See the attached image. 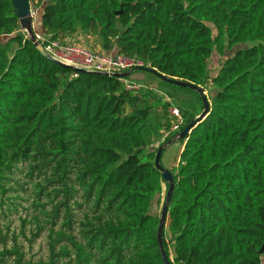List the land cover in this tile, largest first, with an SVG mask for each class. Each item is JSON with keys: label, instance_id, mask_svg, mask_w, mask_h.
I'll return each instance as SVG.
<instances>
[{"label": "trees", "instance_id": "16d2710c", "mask_svg": "<svg viewBox=\"0 0 264 264\" xmlns=\"http://www.w3.org/2000/svg\"><path fill=\"white\" fill-rule=\"evenodd\" d=\"M30 6L46 39L94 49L98 38V51L142 59L136 70L213 89L177 140L162 245L169 264H264V0ZM234 47L211 76L213 54ZM159 92L50 61L0 0V264H164L155 156L178 132L164 137L169 108L179 131L199 112Z\"/></svg>", "mask_w": 264, "mask_h": 264}, {"label": "built area", "instance_id": "2783aa9c", "mask_svg": "<svg viewBox=\"0 0 264 264\" xmlns=\"http://www.w3.org/2000/svg\"><path fill=\"white\" fill-rule=\"evenodd\" d=\"M35 13V10L33 11L31 8L33 23ZM34 36L50 56L66 65L108 74L133 71L146 67L143 60L138 57L126 56L120 53H106L61 39H46L41 32L34 31ZM121 80L127 90L138 91L143 87L142 84L133 82L127 77L121 78ZM169 112L175 119L170 130L164 134V137L171 132H179L180 127L183 125V119L177 107L171 106Z\"/></svg>", "mask_w": 264, "mask_h": 264}, {"label": "water", "instance_id": "95a60500", "mask_svg": "<svg viewBox=\"0 0 264 264\" xmlns=\"http://www.w3.org/2000/svg\"><path fill=\"white\" fill-rule=\"evenodd\" d=\"M12 7L14 9V12L18 18L19 26L22 31H24L27 35V37L34 43L36 49L47 59L50 61H53L55 63H58L59 65H62L64 67L71 68L72 70L76 72H88V73H94V74H101V75H109V76H115L118 78H125L130 74V71L127 72H113V73H105V72H98V71H91L87 70L81 67H76V66H71V65H66L56 59H54L52 56H50L41 46V44L35 39L34 36V30H33V22H32V15H31V6H30V0H11ZM118 13V12H116ZM148 72H151L161 78V80H164L169 83L176 84L178 86L182 87H187L190 88L194 91H196L199 96L201 97L202 101V111L194 118L192 119L187 126H185L182 130L177 132L172 138H170L168 141H166L164 144H162L155 156V166L158 168L162 174V179L164 182L168 184V190L166 193V198L163 203L161 212H160V217H159V224H158V230H157V243L159 246V250L163 259L164 264H169L168 258L166 256V253L164 251L163 245H162V238H163V233H164V228H165V223H166V218H167V210L168 206L167 203L170 201L172 189L174 186V181H173V176L171 172L168 169H165L161 167L159 158L160 154L163 150L164 147L170 145L171 143L185 138L190 132L192 131V127L194 124L202 119L208 112L209 110V101L207 98L206 93L204 92L203 88L201 86H197L188 82H182L176 79L168 78L166 76L158 74L155 70L153 69H143ZM264 250V245L260 249V253H262Z\"/></svg>", "mask_w": 264, "mask_h": 264}, {"label": "rangeland", "instance_id": "374dc122", "mask_svg": "<svg viewBox=\"0 0 264 264\" xmlns=\"http://www.w3.org/2000/svg\"><path fill=\"white\" fill-rule=\"evenodd\" d=\"M34 11V9H32ZM34 27L37 29L39 27V20L37 19L38 16L36 15V13L34 14ZM33 20V18H32ZM83 39H87L85 37H83ZM90 40V37H89ZM91 40L95 43L98 44V38H92ZM88 45L90 43H87ZM251 42H247L245 44H240L238 46H248L250 45ZM236 46V47H238ZM234 47L232 50H226L224 52V55L219 56L217 53L213 54L212 59L210 60L209 64H210V69H209V74L211 76L214 75V73L217 71L218 67L221 64L222 59L226 56L231 54L234 49L236 48ZM127 78L133 82L136 83H140L143 84L145 86H150L153 88L158 89V91H160L162 94V97L164 99H166L165 96H169L170 100L173 102L174 105H180L184 111L189 115L191 113H200L202 111V107L203 105L201 104L202 101L200 102L199 100V94L195 93L194 91H191L185 87H179L176 86L172 83H167V82H163L161 80L158 79V77H156L153 73L148 72L146 70H134L132 72H130V74L127 76ZM210 91H213V89H209L208 87L204 90V92L206 93V95L208 96L210 93ZM165 95V96H164ZM167 100V99H166ZM157 146V142L154 143V145L152 147L147 148V151L149 150H153L155 147ZM181 146V142L180 141H175L173 143H171L170 145L166 146L163 148L160 156L161 158V162L160 164L163 166V168L168 169L169 171H171L172 168H174V166L177 165V154L179 152V148ZM166 193H167V189H166V184H163V192H162V201L160 203V205H153V210L158 213L159 211L161 212L162 206H163V201L166 198ZM165 231V228H164Z\"/></svg>", "mask_w": 264, "mask_h": 264}, {"label": "crops", "instance_id": "0c3cea01", "mask_svg": "<svg viewBox=\"0 0 264 264\" xmlns=\"http://www.w3.org/2000/svg\"><path fill=\"white\" fill-rule=\"evenodd\" d=\"M96 46H97V48H99V45L98 44H96ZM97 48H94V49L96 50Z\"/></svg>", "mask_w": 264, "mask_h": 264}]
</instances>
